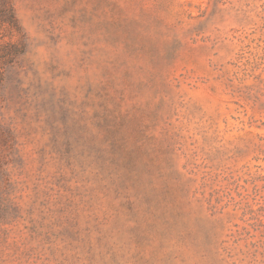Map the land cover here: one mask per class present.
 <instances>
[{
  "label": "rangeland",
  "instance_id": "rangeland-1",
  "mask_svg": "<svg viewBox=\"0 0 264 264\" xmlns=\"http://www.w3.org/2000/svg\"><path fill=\"white\" fill-rule=\"evenodd\" d=\"M12 1L0 264H264V0ZM59 99L119 127L122 189L42 167Z\"/></svg>",
  "mask_w": 264,
  "mask_h": 264
},
{
  "label": "trees",
  "instance_id": "trees-1",
  "mask_svg": "<svg viewBox=\"0 0 264 264\" xmlns=\"http://www.w3.org/2000/svg\"><path fill=\"white\" fill-rule=\"evenodd\" d=\"M0 30L5 34L2 38H9V41L0 45L1 116V100L8 88L7 72L19 66L27 48L26 35L19 24L12 0H0ZM57 113L61 114L63 129L56 125L57 120H47L51 127L52 144L40 151L42 167L55 162L57 170L53 177L58 183L70 181L66 180V171H69L72 180L81 178L89 182V179L95 177L98 182L106 185L110 181L116 188L122 189L131 174L128 171L131 160L124 154L119 127L112 126L108 113L103 116L96 114L94 117V124L100 127L104 135L102 140L93 135L87 124L75 118L76 113L62 99L58 100L57 107L52 105V115L56 116ZM17 145L16 131L0 118V178L6 181L10 177V159L20 153ZM88 173L89 177L86 178ZM76 235V231L71 234L74 238Z\"/></svg>",
  "mask_w": 264,
  "mask_h": 264
}]
</instances>
